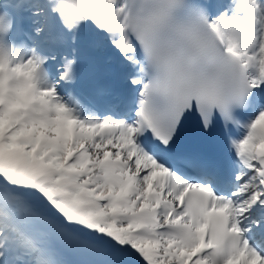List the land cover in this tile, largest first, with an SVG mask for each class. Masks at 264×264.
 <instances>
[{
  "label": "snow or ice",
  "instance_id": "1",
  "mask_svg": "<svg viewBox=\"0 0 264 264\" xmlns=\"http://www.w3.org/2000/svg\"><path fill=\"white\" fill-rule=\"evenodd\" d=\"M0 264H264V0H0Z\"/></svg>",
  "mask_w": 264,
  "mask_h": 264
}]
</instances>
